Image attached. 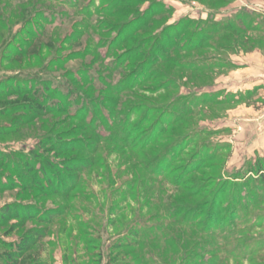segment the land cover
Segmentation results:
<instances>
[{
	"label": "rangeland",
	"instance_id": "1",
	"mask_svg": "<svg viewBox=\"0 0 264 264\" xmlns=\"http://www.w3.org/2000/svg\"><path fill=\"white\" fill-rule=\"evenodd\" d=\"M0 82L39 93L0 97V210L54 214L0 226L46 230L23 264H264V0H0Z\"/></svg>",
	"mask_w": 264,
	"mask_h": 264
},
{
	"label": "trees",
	"instance_id": "2",
	"mask_svg": "<svg viewBox=\"0 0 264 264\" xmlns=\"http://www.w3.org/2000/svg\"><path fill=\"white\" fill-rule=\"evenodd\" d=\"M189 24H190V22H189ZM75 30H79V26L75 27ZM126 30H128V27H127ZM224 30H227V31L231 30V31L237 32L239 34H243L244 33V30L243 29H240L239 27H234V26H232V24H229L228 26H225V28L222 29L221 31H224ZM181 33L178 34V35H176L175 39L176 38H179V35H181ZM211 36L212 35L207 34V36H205L203 38H199L200 35H197L196 36L195 33H193L188 38V44L191 45L190 47L193 48V50H198V49H201V48H207L209 46H205V44L202 43V41H205V39L207 40L208 37H211ZM200 39H202V40L199 42ZM196 43H198V44H196ZM166 45H169L168 44V41L166 42ZM183 49L184 50L181 51L182 53L189 52V50H188L187 47H185ZM157 53H159V52H157ZM184 68L185 67H183V69ZM140 72H141V70H137V72L134 74V77H132V79L133 80L134 79L136 80V78H138L140 76ZM8 80H9L8 81L9 83H13V84L18 82L17 81L18 78H16V77L9 78ZM7 88L8 87H7V85H5L4 82L3 83L0 82V97H7L9 94L10 95H14L16 93L22 94V92L25 93V94H27V95L34 96V97L38 96V94H39L36 89H35V91H32L30 89L27 90L25 88L24 89H20L19 88L18 90H13V89H10L9 88V90H8L9 93H8V92H6L7 90H5ZM50 89H51V86L50 85H47L46 86V90L48 91ZM121 89L122 88H118V90H116V93H118V91L121 90ZM39 96L41 97V95H39ZM43 104H46V102H44ZM14 107H15V110H16V109H18L21 106L17 104ZM24 107H26V108H24ZM24 107L22 109H20V110H28L29 112H35L36 114H39V115H42L45 112L44 110H42V108H40L39 106H35L32 103H26ZM50 110H52V111L54 110V106L53 105L49 106V111ZM30 120L18 118L16 120V124H25V125H27L28 122L29 121L32 122L33 119H30ZM11 132L12 131H10L8 128H6V126L0 127V136L10 135ZM53 145H54L53 144V141L50 138H47V140H45L44 142L41 143V147L42 148H46L47 146H51L53 148H49L50 150L51 149H54L55 151L62 150V149H59L60 146H55L54 147ZM47 151H49V150H47ZM31 157L38 159L39 158L38 152L33 151L31 153ZM163 159L160 158V160H158L159 161V164H160L161 161L163 162L165 160V159L164 160ZM0 160H1V158H0ZM0 166L2 168H4V169H7V170H13V164L11 162H10V164L9 163L6 164V160L5 161L4 160H1L0 161ZM26 167L28 168L27 169L28 171L37 172L36 169L34 168V166L31 165V163L30 164L27 163L26 164ZM62 169L63 168H61V166H60V168H58L53 163H51L50 161H47L46 165L43 167V172L45 173L46 176L43 175L42 178H40L36 174L35 179L33 180V183L36 186V184H39V182H41V181H50L52 179L51 177H50L51 179L49 178V176H52L51 173H54V174L56 173L57 176H65V178H69L70 177V174H65V172L62 171ZM66 169L72 170L73 167L71 165V166L66 167ZM261 171L262 170H260V168H259V172H261ZM260 177H261V175H260ZM13 185L16 186L15 183L12 184V185H10V186H13ZM33 187L34 186H29V185L25 184L24 186L22 185L21 188L23 190H29V188H32L33 189ZM53 215L54 214H49V215H47L45 217L44 215H37V213H35V210H33L32 208L17 207V206L11 207V206L8 205V206L3 207L2 210H0V226L1 225H5L9 221L15 220V219H20L23 223L24 222H29V221L34 220L35 217L39 218V220L41 222L46 223L47 220H48L47 223H51V221H53ZM23 225H19L18 224V225L13 226L12 227V232H13V230H17V229L21 228ZM12 232L9 233L8 235L10 236L12 234ZM44 236H46V230L45 229L42 230V229L33 228L31 230H28V232H26L25 235L21 236V238H18V240L15 241V242H13V243L7 244L5 242H2V240H0V245H3L4 247H7L8 249H11L12 250L11 252H5L3 254L0 253V262L1 263H6V264H23V261L22 260L24 259V257H26V255L31 252V250L36 246V244ZM227 241L228 242H232L230 238L229 239L227 238ZM127 245H128V243H127ZM112 255H113L112 253L109 255V259H107V264H116L117 257L115 258ZM100 256H102V254H100ZM236 257L239 260H243V258L240 255H236L234 258H236ZM103 259L104 258L102 257V260ZM40 264H43V263H40ZM118 264H121V263H118Z\"/></svg>",
	"mask_w": 264,
	"mask_h": 264
}]
</instances>
